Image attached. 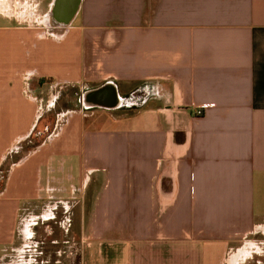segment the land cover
Returning a JSON list of instances; mask_svg holds the SVG:
<instances>
[{
    "label": "crops",
    "instance_id": "1",
    "mask_svg": "<svg viewBox=\"0 0 264 264\" xmlns=\"http://www.w3.org/2000/svg\"><path fill=\"white\" fill-rule=\"evenodd\" d=\"M4 1L0 264H36L39 244L61 264L58 229L74 264L262 250L264 0H81L67 25L52 0L35 17ZM106 82L140 97L82 105Z\"/></svg>",
    "mask_w": 264,
    "mask_h": 264
},
{
    "label": "water",
    "instance_id": "2",
    "mask_svg": "<svg viewBox=\"0 0 264 264\" xmlns=\"http://www.w3.org/2000/svg\"><path fill=\"white\" fill-rule=\"evenodd\" d=\"M81 0H52L51 19L59 25H67L76 14ZM82 105L103 108H119L129 101H124L116 85L106 82L100 87L89 89L81 96Z\"/></svg>",
    "mask_w": 264,
    "mask_h": 264
},
{
    "label": "rangeland",
    "instance_id": "3",
    "mask_svg": "<svg viewBox=\"0 0 264 264\" xmlns=\"http://www.w3.org/2000/svg\"><path fill=\"white\" fill-rule=\"evenodd\" d=\"M49 2V0H9V1H4L2 4L6 6L7 10L10 12V13H15V14H30L32 13V15H34L33 17L35 16H42V14L45 12L46 10V6H47V3ZM41 19V18H40ZM2 181L3 179L1 178L0 179V185L2 184ZM77 228V226H74V228ZM57 236L60 238H66L67 239V243H61V244H58V248L62 249V256H58V260H60L62 263L61 264H69V263H72L74 264V262H71L70 259L68 256H69V253L71 251H74V248H73V244H72V239L76 238L77 236H74L73 234H71V231L68 233V235H66L63 230H60L58 229L57 231ZM80 239V238H79ZM260 246V251H263L264 250V245L263 243L260 241L258 243ZM40 248H43V250L45 249L46 246H48V248L50 249H55V247L53 246H50V244H45L42 245V244H39L38 245ZM243 245L240 244L238 247L243 249V250H247L245 249V247H242ZM38 248V247H37ZM143 248L142 251L143 253H148L147 256L150 255V250H148L146 247H141ZM49 251V250H48ZM75 252V251H74ZM73 252V253H74ZM255 254V253H254ZM259 256H254L253 259H249L248 261L247 260H244L245 259V256H242L239 258V264H264V257H260L258 258ZM45 258L48 260V256L46 255ZM258 258V259H257ZM53 259V255H52V258L50 259L52 261ZM246 259H248L246 257ZM257 259V260H256ZM143 262L141 263V259L139 258V261H140V264H162L161 263V258H159V261H156V260H151V257H148V258H145V259H142ZM261 261V263L258 262ZM165 264V263H164Z\"/></svg>",
    "mask_w": 264,
    "mask_h": 264
},
{
    "label": "flooded vegetation",
    "instance_id": "4",
    "mask_svg": "<svg viewBox=\"0 0 264 264\" xmlns=\"http://www.w3.org/2000/svg\"><path fill=\"white\" fill-rule=\"evenodd\" d=\"M139 97H140V94L139 93H135V94H132V95L125 96L124 97V101H134V100L138 99ZM45 256H46V250L41 251V254L40 255H37V257H36L37 258V263L36 264H50V263H52L51 260H50V258L46 262L45 261L46 260ZM254 256H259L258 258L264 257V250L263 251H252V252H250L248 254H245V259L244 260H247L248 261L249 259H253ZM246 257L248 259H246ZM258 262L261 263V261H259V260H258ZM55 264H58V262L55 263Z\"/></svg>",
    "mask_w": 264,
    "mask_h": 264
},
{
    "label": "built area",
    "instance_id": "5",
    "mask_svg": "<svg viewBox=\"0 0 264 264\" xmlns=\"http://www.w3.org/2000/svg\"><path fill=\"white\" fill-rule=\"evenodd\" d=\"M206 107V105H196L193 107L195 115H199L201 113V110Z\"/></svg>",
    "mask_w": 264,
    "mask_h": 264
},
{
    "label": "trees",
    "instance_id": "6",
    "mask_svg": "<svg viewBox=\"0 0 264 264\" xmlns=\"http://www.w3.org/2000/svg\"><path fill=\"white\" fill-rule=\"evenodd\" d=\"M0 179H1V177H0ZM3 179V178H2Z\"/></svg>",
    "mask_w": 264,
    "mask_h": 264
}]
</instances>
